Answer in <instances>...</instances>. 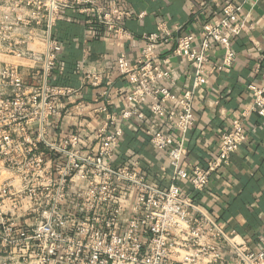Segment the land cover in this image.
I'll return each mask as SVG.
<instances>
[{"label":"built area","instance_id":"obj_1","mask_svg":"<svg viewBox=\"0 0 264 264\" xmlns=\"http://www.w3.org/2000/svg\"><path fill=\"white\" fill-rule=\"evenodd\" d=\"M71 3L116 37H129L120 23L125 12L99 0H5L0 11V53L30 59V77L37 80L26 82L21 65L0 61L1 264H264V243L250 250L237 234L223 230L193 194L206 189L244 141L245 112L221 134L216 154L204 165L182 166L186 133L195 121L194 91L174 93L168 85L173 80L154 53L159 44L173 42L172 55L195 69L193 87L205 84L208 73L235 60L231 39L246 28L238 5L224 4L218 18L203 23L197 35L143 34L134 62L121 53L116 67L130 84L127 106L110 112L103 92L105 104L94 109L104 115L94 135L97 148L84 153L77 134L57 140L48 135L50 119L61 115L57 98L73 91L51 84L61 49L53 30ZM38 28L44 36L41 52L36 50ZM210 40L223 48V56L207 70ZM90 77L97 84L98 76ZM249 88V112L263 118L264 71ZM147 116L169 127L157 128L149 138L169 158L165 188L148 182L134 164L114 161L122 134L118 122ZM182 183L190 192H182Z\"/></svg>","mask_w":264,"mask_h":264},{"label":"crops","instance_id":"obj_2","mask_svg":"<svg viewBox=\"0 0 264 264\" xmlns=\"http://www.w3.org/2000/svg\"><path fill=\"white\" fill-rule=\"evenodd\" d=\"M72 1V0H68ZM227 2L238 5V14L245 20L246 28L231 39L235 60L230 67H222L207 74L205 84L194 86L195 69L182 57L172 55L173 42L161 43L155 50V62L167 70L173 80L168 84L176 94L193 89L194 123L185 137L184 167L204 165L218 150L221 134L230 128L233 119H243L245 139L234 152L229 163L218 170L202 192H194L198 204L226 232H234L252 251L264 243V117L249 112L252 90L264 71V0H99L101 5L116 6L125 15L120 23L129 37H116L93 14L80 12V6L65 7L54 26V34L61 44L52 73L51 84L70 88L72 93L59 96L57 104L61 115L49 121L48 135L52 140L75 133L84 153H94L96 129L104 115L94 112L105 104L110 112L118 114L127 106L126 95L130 84L116 67L121 53L134 62L144 46L142 35L153 31L179 34H196L203 23L218 18L220 8ZM93 22L89 23L88 19ZM40 40L39 52L44 49L41 28L35 30ZM206 69L217 65L223 48L210 40ZM200 41L196 42L197 47ZM0 61L21 65L25 81L35 83L30 77V59H16L0 53ZM91 75L98 76L92 84ZM167 84V83H166ZM95 99H98L96 102ZM120 142L114 150V161L138 168L150 183L165 188L169 184L171 167L166 153L153 147L149 138L157 128L169 129L150 116L142 120L132 117L120 120ZM172 135H175L171 131ZM182 192H190L182 183ZM67 212L73 209L66 207ZM21 225V224H20Z\"/></svg>","mask_w":264,"mask_h":264},{"label":"rangeland","instance_id":"obj_3","mask_svg":"<svg viewBox=\"0 0 264 264\" xmlns=\"http://www.w3.org/2000/svg\"><path fill=\"white\" fill-rule=\"evenodd\" d=\"M6 4H5V0H0V11L3 9L5 10ZM1 254V253H0ZM2 255H0L1 257ZM0 264H1V258H0Z\"/></svg>","mask_w":264,"mask_h":264}]
</instances>
